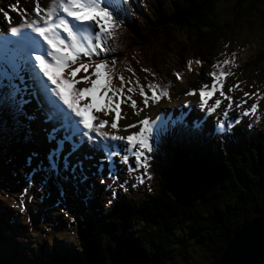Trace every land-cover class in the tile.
I'll return each mask as SVG.
<instances>
[{"label":"snow or ice","instance_id":"snow-or-ice-1","mask_svg":"<svg viewBox=\"0 0 264 264\" xmlns=\"http://www.w3.org/2000/svg\"><path fill=\"white\" fill-rule=\"evenodd\" d=\"M139 3L143 4V0H139ZM32 5L27 11L20 10V22L15 26H11L8 13L0 9L9 25L6 31H0V163H11V156L6 159L4 156L12 144L21 138L27 143L37 135V127L34 126L37 121L40 125L38 131L44 133L48 143L55 144L46 154L47 164L37 160L36 165L32 166L33 159L39 155L35 151L25 158V167L30 171L25 173L26 186L19 192L12 207L18 215L24 217L25 223L29 225L28 231L32 230L31 218L27 214L28 205L36 198L34 194L28 195V192L36 186L33 177L37 173H43L44 176L36 186V192L44 193L48 179L56 178L59 198L52 207H59L65 197L60 181L67 182L71 179L73 188L79 191V185L89 180L83 161L93 160L96 151L102 152L103 155L90 168L96 169L91 175L98 177V183L104 185L105 191L109 192V198L103 204L104 211H109L118 201V195L129 190L128 179L120 180L117 163L125 166L128 174H139L138 182L132 177L131 189H136L145 179L151 180L152 173L149 169L158 164L159 158L164 155L162 145L167 137L172 135L174 141L182 145L197 143V133L203 130L207 117L216 113L222 103L221 99H215L209 105L208 98L221 87L222 77L232 75L224 70L218 74L215 71L208 74L212 77L211 89L206 90L207 86L200 88L199 103L196 105L204 113V117L194 119L191 129L185 119L189 113L182 111L174 119L171 115L167 119L158 115L151 120L145 116L122 126L127 131L139 125L137 131L119 135L118 120L123 118L120 112L121 103L130 101L135 115H139L142 110L137 108L136 100L127 95L133 92L131 86L125 93V84L131 85V81L126 82L123 76L116 74L117 58L111 55L115 49L109 46V41L117 35V30L124 21L130 20L134 15L132 0H32ZM15 10L13 6V11ZM85 10H90L93 14L83 15ZM187 63L191 66L193 61L189 60ZM195 63L202 65L204 62L197 59ZM223 64L228 65L230 61L225 59ZM212 67L215 68L216 65ZM52 68L67 71L62 75H54L50 72ZM188 70L199 75L191 67ZM143 71L147 73L149 69L145 68ZM81 72L83 75L77 78V74ZM150 75L154 77L156 74ZM114 77L119 80V86L113 83ZM175 78L179 80L180 74L176 73ZM80 82H83L80 87H72L66 93V86ZM147 88L148 91H145L141 87L139 92L145 108L150 103L155 105L161 98L170 99L168 91H158L155 83L149 82ZM93 91L101 93V98H107V106L95 111H102L105 116L109 111L114 112L110 122L100 119L98 115H86L94 107L90 101L82 106L78 103L85 93ZM185 94H194V90ZM219 95L228 100V107L223 110L222 116L214 117L218 121L215 123V134L222 139L224 135H231L234 125L240 123L241 117L256 114L258 104L252 103L235 118H230L229 110L233 108V98L222 90ZM250 95L256 94L243 93L244 97ZM121 96L125 97L124 101H121ZM33 101L35 108L29 111L27 106ZM244 103L246 101L241 98L235 107L240 108ZM184 104L190 109L189 101H184ZM246 126L251 129L254 124L249 121ZM66 144L69 146L67 151ZM85 145L92 149L91 154L85 153L83 159H69ZM130 157L134 158L131 163ZM2 176L3 173L0 172V178ZM93 188L94 184L89 183L82 197L85 207L94 198ZM173 190L178 198L193 195L195 192V189L179 184ZM0 193L7 197L9 190L0 186ZM48 195L49 193H44L38 199L44 200ZM60 210L70 222H75V216L70 217L69 212L63 208ZM127 243H134L130 236ZM261 244L264 246V227L261 228ZM13 245L14 238L0 233V264H4L3 258ZM85 247L75 249V254L81 258L80 264H87L83 259L86 254ZM25 255L29 257L31 264H43L35 259L38 252L26 249ZM225 264H229V261H225Z\"/></svg>","mask_w":264,"mask_h":264},{"label":"trees","instance_id":"trees-1","mask_svg":"<svg viewBox=\"0 0 264 264\" xmlns=\"http://www.w3.org/2000/svg\"><path fill=\"white\" fill-rule=\"evenodd\" d=\"M5 1L0 0V5ZM221 1L168 0L167 6L161 0L143 2L146 9H139L135 19L140 40L133 37L130 40L135 41L138 51L142 50L141 60L146 58L149 62L151 59L152 66L147 73L156 71V75L146 83H155L158 78V88L165 87L164 84L170 83V76L177 72L174 67L183 71L189 66V60L193 61V66L195 59L199 58L195 54L198 47L203 49L205 56L214 42L237 33L248 16H254L264 35V0H235L232 16L219 24L216 7ZM175 31H180L186 39L173 43ZM145 40L149 45L161 40L163 48H160L167 52L165 57L170 56L178 64L169 66L153 60L152 52L143 53ZM173 44L177 46L176 50H168V45ZM253 56L249 64L257 72H264V52ZM130 59L129 63L138 60ZM199 59L205 62L204 57ZM261 77L264 81V74ZM221 79L224 81L226 76ZM196 139L197 143L189 146L175 142L172 135L167 137L162 145L164 155L149 169L152 179L147 181H150L151 190H131L129 186L127 192L118 195V201L109 211L103 208L109 194H102L100 189L103 186L98 183L100 186L93 188L94 198L90 200L95 202V207H87L89 214L88 211L86 215L72 212L69 204L72 207L76 205V196L72 193L77 194L78 191L73 188L71 179L60 181L65 192L61 205L76 217L72 223L80 238V247L86 246L83 259L87 264H166L172 257L173 235L184 231L186 226L190 229L191 239L211 253L212 259L208 263L218 264L237 232L264 216V122L251 129L238 130L235 135L231 134V138L224 135L221 139L215 132L203 129L197 133ZM12 145L10 147L13 148L8 149L10 154L7 151L6 156L9 154L13 158L15 153L30 151L22 150L23 146L29 145L39 154L33 159L32 166L37 160L47 164V153L33 139L26 143L21 138ZM11 165L0 164L3 176L8 175ZM126 177L128 179V176L123 178ZM92 179L80 184L79 190L85 192L89 183L93 184ZM13 183L14 180H10L11 186ZM177 184L195 189L194 194L178 198L173 190ZM44 192L56 200L59 198L56 178L48 179ZM13 211L16 212L15 209L8 211L0 204V233L9 238L20 234L11 223ZM30 218L32 223L36 221L32 214ZM129 236L134 243H127ZM14 241L11 254L16 256L18 240ZM80 260L75 251H57L54 248L40 259L43 264H80ZM8 263L12 264V260Z\"/></svg>","mask_w":264,"mask_h":264},{"label":"rangeland","instance_id":"rangeland-1","mask_svg":"<svg viewBox=\"0 0 264 264\" xmlns=\"http://www.w3.org/2000/svg\"><path fill=\"white\" fill-rule=\"evenodd\" d=\"M26 1L28 0H7L0 5V9H3L4 12H7L8 16L11 18L13 6L16 9L15 11H17V9L21 10V7H23L25 11L28 10L24 7ZM167 1L168 0H161V3H164L167 6L169 3H167ZM234 3L235 0H222L221 3H219L218 7H216V11L220 16V19L218 20L219 24L227 21L232 16V7ZM145 6V3H143L139 7L140 11L141 9H146ZM259 8L262 9L260 6ZM255 20L256 19L254 18V16H248L244 20L245 22L243 26L237 31V33L231 36L225 35L224 38L214 42L211 48H209V53L205 56L203 55V49L198 47L195 54L199 58L204 57L203 60H205V62L202 65H197L194 62L193 66H186L183 71H179L177 67H174V70L177 71L176 73L180 74V79L177 80L175 78V73L174 75L170 76V83L164 84L165 87L162 86L158 88V91L167 90L170 99L161 98L158 103H156L155 105L150 103L146 108L142 105L139 92L141 87H144L145 91H148V83L146 82L152 79V75L144 72L143 69H148L150 66H152L151 59L149 60V62L146 61V58L141 60L140 57L142 50L138 51L137 46H135V41L130 40L131 34H135V38L137 36V34L135 33L137 22L135 20V17L132 21V25H130L133 30H130L129 28L118 29L117 35L113 38L118 52H116L115 49V52L112 53V55L116 56L117 58L116 74L118 76H123L126 82L131 81V85L127 83L125 84L124 91L125 93H127V88L131 86L133 88V92L127 93V95H130L132 99L136 100L138 109H142L141 111H139V115H135L130 101L121 103L120 112L123 118L118 120V125L120 126L118 134L127 135L132 131H137L139 129V125H137L135 129H128L127 131H124L122 126L141 120L145 116H148V118L151 120L155 119L158 115L164 116L168 113H171V117H173L174 119L182 111H187L189 114L185 119L189 124H191L194 119L203 118L204 113L201 112L198 107H196V105L199 103V90L200 88L205 86H207L206 90H210L212 77L208 74L213 71L217 72L218 74L221 71V68L222 70L225 69V71L231 72L232 75L226 76V79L223 81L221 87L217 90V92L214 93L212 97L208 98L209 105L213 103L215 99H221L222 103L216 110V113L207 117V120L203 126L204 131H210V133L215 132V123L218 121L214 119V117H221L223 110L228 107V100L220 97L219 95V92L221 90L224 91L227 96H231L233 98V108L229 110L230 118H235L238 113H241L244 108H249L252 103L258 104V112L256 114H250L249 117H241L240 123L234 125L231 133L232 135H235L238 130L248 128L246 125L249 123V121H252L254 125H261L264 122V119L262 118V114H264V84L262 83H264V81L261 77L264 72H257L255 70V67L249 64V60L253 55H256V53L261 54L262 52H264V35L262 34V31L259 30V24ZM8 26L9 25L4 20L3 12H0V31H6ZM185 39V35L180 31H175L174 36L172 37L173 43L176 44ZM160 42L161 40H158L149 45V41L145 40V45L143 46V48L146 47V49H144L143 53L152 52L151 56H153V60L161 62L163 64H167L169 66L177 65L178 63L177 61H175V59L165 57V55H167V52L165 51V49H161L163 47ZM168 46V50L172 51L176 50L177 47L174 44L172 46ZM156 52L159 53L156 54ZM130 58H137L138 60H134L129 63V60H131ZM225 59H228L230 61V64H223V60ZM109 62H111V60H109ZM126 63H129V65L126 66ZM214 64L216 65L215 68L212 67V65ZM189 67L197 70L199 72V75L190 72L188 70ZM129 69H132V71L130 72ZM89 71H91V69H89ZM50 72H52L54 75H57L54 72V69H50ZM151 73H156V71L153 70ZM80 75H83V72L79 73L77 78ZM82 83L83 82L78 83L76 87H80ZM113 83L119 86V80L115 77L113 79ZM155 83L156 85L160 83L158 78L155 80ZM233 85L238 86L233 87ZM229 88H231L232 90L229 91ZM192 90H194V94H185ZM93 92L94 96L97 98L94 104L92 97L89 95L87 99L83 96L82 100H80L78 103L82 106L84 103L90 101L94 106L93 109L90 110L92 111V115H98L100 119H106L110 122L115 115L114 112L109 111L108 115L105 116L102 111L99 113L95 111L97 108H103L107 106V98H101V93L96 91ZM244 92H248L250 94L255 93L256 95L244 97ZM109 95H111V93H109ZM241 98H243L246 103L242 104L240 108H236L235 105ZM113 99L115 101V97ZM120 99L121 101H124L125 97L121 96ZM184 101L190 102V109L189 106H186L184 104ZM27 107L29 111H32L35 108V101H33V103ZM86 113H88V111ZM34 126L37 127V135L33 137V140L39 144L43 152L47 153L50 148L55 146V144L54 142L51 144L48 143L46 141L44 133L38 131L40 126L39 121H37L36 125ZM68 148L69 146L66 144L65 151H67ZM26 149H30V151ZM22 150L26 151L19 154H13L14 156L11 160L12 167L10 170H8V175L5 174L4 176H2V178H0V186L9 190V194L7 195V197L3 193H0V204L3 205L4 208L8 211L15 209L12 207V205L16 202V198L19 192L22 191L26 186L25 173L30 171L29 168L25 167V158L31 152H33V150H31V147L29 145L23 146ZM8 152L10 154V150ZM85 153L91 154L92 149H89L85 145L81 147L78 152L74 153L69 159L73 161L76 158L83 159V155ZM9 154L7 156L5 155L4 158H7ZM102 155V152L96 151L93 156V160L83 161L85 171L89 175V181H91V179L95 177V179H92V182L95 185L94 187H99L100 185H98V177L91 175V173L95 172L96 169L94 167L90 168V165L96 163L98 161V158ZM118 159L119 158H114V160ZM133 159L134 158L130 157V163L133 161ZM116 166L119 169V177L121 181L127 179V177L123 178L124 176H128L129 186L133 182L132 177L135 178L136 182L139 181V174H128L126 171V167L120 165L119 163H117ZM13 171L15 172V175H12ZM43 176V173H37L33 177L34 181L36 182V186L39 185ZM10 180H14L12 186L10 185ZM147 180L148 179H145L143 184H138V187L136 189L144 188V190H146L150 188V181ZM36 186L29 189L28 195L34 194L36 198H34L33 201L28 205L27 213L29 216L30 214H32L36 221L34 223H32L31 221L32 230L28 231L29 225L25 223L24 217L18 215L15 211H13V213L11 214V223L20 231V234L12 235L10 236V238L18 240V242L16 241V245H18V255L15 256L11 254L13 251L12 246L3 258L5 264H9L8 262L10 260H12V264H31V262H29V257L25 255L26 249L38 252V256L35 259L40 260L44 257L45 254H48L52 248L57 251H75V249L81 248L80 238L76 233L74 224L70 222L67 217H64L60 210L61 208H63L64 210H66L67 208L65 209L64 205H60L59 207L55 208L52 207L56 199L51 196H47L44 200H39L38 198L45 192H36ZM102 186L103 188L100 189V192L102 194H109L108 191H105V186ZM72 194L73 196H76V205L72 207L69 204L72 212L76 214L86 215L85 212L87 211L89 214L88 208L93 209L95 207V202L93 203L92 201H89L87 205L88 208L86 207L87 209L85 210V205L82 202V197L85 195V192L79 190L77 194ZM25 199L27 198L25 197ZM69 216L71 217L70 213ZM54 222L56 225L53 224ZM59 224H62L63 226L60 227ZM171 249L173 251L172 257L167 261L166 264H209L208 262L212 259L211 253L206 248L199 245L196 240L191 239L190 229L188 226L184 228V231L175 233L173 235L171 241Z\"/></svg>","mask_w":264,"mask_h":264},{"label":"water","instance_id":"water-1","mask_svg":"<svg viewBox=\"0 0 264 264\" xmlns=\"http://www.w3.org/2000/svg\"><path fill=\"white\" fill-rule=\"evenodd\" d=\"M262 227H264V216L244 226L228 243L218 264H225V261H229V264H264Z\"/></svg>","mask_w":264,"mask_h":264},{"label":"bare ground","instance_id":"bare-ground-1","mask_svg":"<svg viewBox=\"0 0 264 264\" xmlns=\"http://www.w3.org/2000/svg\"><path fill=\"white\" fill-rule=\"evenodd\" d=\"M33 5H32V0H28V1H26V4H25V8H27V9H30L31 7H32ZM22 9H23V7H21ZM83 15H92L93 13L92 12H90V10H85V12L84 13H82ZM20 22V10H18L17 9V11H13L12 12V15H11V26H15L17 23H19ZM111 48H114V49H116V45H115V41L113 40V42H112V46H111ZM116 52H118L117 51V49H116ZM112 55V54H111ZM170 57V56H169ZM174 61V60H173ZM159 66V65H158ZM52 69H54V72L57 74V75H62V73L63 72H66L67 71V69H56V68H52ZM79 75V73L77 74V76ZM77 86V84L76 85H71V86H66V93L67 92H69L70 91V88H72V87H76ZM88 95L89 96H91L92 97V99H93V104L96 102V100H97V98L94 96V92H92V93H85V95H84V97L87 99V97H88ZM84 98V99H85ZM89 99H91V98H89ZM189 110V109H188ZM86 115H89V116H92V111H88V113H86ZM169 115H171V113H168V114H166V115H164L163 117L165 118V119H167L168 117H169ZM173 118V117H172ZM190 127V126H189ZM44 137V136H43ZM214 137V136H213ZM11 146H13V145H11ZM15 146V145H14ZM17 147V146H16ZM16 147H15V149H16ZM10 148H13V147H10ZM9 148V149H10ZM18 148H19V146H18ZM20 151V150H19ZM82 154V153H81ZM21 156V155H20ZM18 158H20V157H18ZM14 172V171H13Z\"/></svg>","mask_w":264,"mask_h":264}]
</instances>
